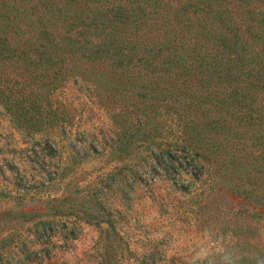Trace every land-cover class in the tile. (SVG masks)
<instances>
[{
    "label": "trees",
    "instance_id": "obj_1",
    "mask_svg": "<svg viewBox=\"0 0 264 264\" xmlns=\"http://www.w3.org/2000/svg\"><path fill=\"white\" fill-rule=\"evenodd\" d=\"M0 109L30 140L27 166L49 161L54 136L62 180L101 166L92 203L55 196L42 212L29 204L41 190L7 164L0 227H19L0 231V264L14 249L33 263L78 231L69 219L115 235L123 210L99 195L113 190L124 209L135 195L173 205L167 223L182 228L166 240L192 227L206 240L194 260L136 264H264V0H0ZM87 110L105 119L84 128ZM113 243L93 264H124Z\"/></svg>",
    "mask_w": 264,
    "mask_h": 264
},
{
    "label": "rangeland",
    "instance_id": "obj_2",
    "mask_svg": "<svg viewBox=\"0 0 264 264\" xmlns=\"http://www.w3.org/2000/svg\"><path fill=\"white\" fill-rule=\"evenodd\" d=\"M102 119H105L102 112L98 110H94L93 112L87 110L83 116V120L87 124L84 128H90V125L93 127L98 126L103 122ZM54 138L50 140V143L55 146H53L54 150L49 148L47 150L50 156L49 161H46L42 165L43 167L27 166L23 163L24 156L21 148H24L30 140L11 125L8 116L0 109V174L3 176L0 183L6 186L8 182L14 181L13 175L10 173L3 175L2 171L7 164H15L20 170L22 179L27 176L28 180L34 183L35 187L42 192V199H34L29 202L37 210L42 212L46 211L48 204L49 206L52 204L55 196L66 195L71 200L75 198V200L78 199L79 201L83 200L92 203L91 197L94 195L92 190L101 181L99 178L100 163L85 164V169L72 182H70V178L62 180L61 172H57L54 169L55 162H57L59 156L57 149L58 147L61 148L58 138L55 136ZM78 148L81 149V147ZM44 168H46L45 171ZM9 188H12V185H9ZM43 192L46 193L43 194ZM47 192H50L51 195L47 194ZM157 193L164 195V198L173 200L177 206L180 205V202H177V198L176 200L173 199L174 197L168 194L165 187H160L156 191L155 196ZM99 195L112 204V208H120L123 210L121 214L114 213L111 216L112 218H116L117 233L115 235L110 234L109 237H105L104 234L100 235L98 233L95 226L69 219L67 222L71 224L70 227L76 225L78 231L74 234L67 233L65 236L63 234L60 241H56V244L52 243L49 247L43 249L44 253L42 254L37 253L35 255L32 251L30 253L32 255L29 258L33 260V263L27 261L26 255L22 251L14 249L10 252L11 264L98 263L99 255L104 253V247L109 241L114 242L113 247L115 252L113 250L111 252H113V255L117 253L118 256H121L124 264H136L135 259H147L152 252L158 259L166 255L168 258L180 257L187 260H194L200 257L205 251L206 240L202 238L197 228L194 227L190 229L191 233L183 235L178 240L171 242L165 239V236L169 232L176 234L182 228L181 224L173 226L167 223L169 221L166 218L173 205L167 208H159L153 203L152 196H148L150 199L148 197L137 198L134 194L135 196L129 197L131 201L127 204L128 208L124 209L121 206L118 192L113 190L111 193H99ZM12 205L16 211H19L17 209L21 208L25 203L18 200H10L3 205V208H8ZM7 220V225H3L2 227L4 228L0 227V231L4 230L2 234H6L12 229L19 227L16 218H7ZM66 220H63V222ZM48 228L49 231L45 239H49L50 235L56 230L54 224H51ZM74 237L76 239L73 241L72 238ZM154 237L158 239L157 243L153 241L155 240ZM49 258L51 260L48 261Z\"/></svg>",
    "mask_w": 264,
    "mask_h": 264
}]
</instances>
